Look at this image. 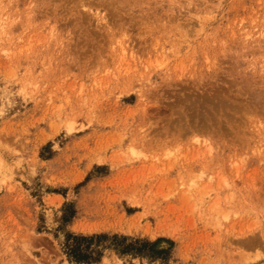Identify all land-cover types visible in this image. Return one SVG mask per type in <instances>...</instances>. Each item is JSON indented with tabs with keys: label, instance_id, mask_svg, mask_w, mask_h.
Wrapping results in <instances>:
<instances>
[{
	"label": "rangeland",
	"instance_id": "rangeland-1",
	"mask_svg": "<svg viewBox=\"0 0 264 264\" xmlns=\"http://www.w3.org/2000/svg\"><path fill=\"white\" fill-rule=\"evenodd\" d=\"M245 254L264 264V0H0V264Z\"/></svg>",
	"mask_w": 264,
	"mask_h": 264
},
{
	"label": "trees",
	"instance_id": "trees-1",
	"mask_svg": "<svg viewBox=\"0 0 264 264\" xmlns=\"http://www.w3.org/2000/svg\"><path fill=\"white\" fill-rule=\"evenodd\" d=\"M83 239V238H82ZM160 240H158L156 243H159ZM156 243L154 244H150L151 247H155L156 246ZM79 246H78V238H75V244H71L70 245V253L76 255V253H79ZM79 256V255H78ZM80 258V256L78 257V259Z\"/></svg>",
	"mask_w": 264,
	"mask_h": 264
},
{
	"label": "bare ground",
	"instance_id": "bare-ground-1",
	"mask_svg": "<svg viewBox=\"0 0 264 264\" xmlns=\"http://www.w3.org/2000/svg\"><path fill=\"white\" fill-rule=\"evenodd\" d=\"M259 256L256 255V256H250L249 254H245L243 255L239 262L237 264H243V263H248L250 261H254L255 259H257Z\"/></svg>",
	"mask_w": 264,
	"mask_h": 264
}]
</instances>
